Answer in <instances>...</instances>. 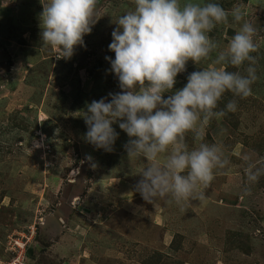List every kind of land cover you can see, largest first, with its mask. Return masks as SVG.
<instances>
[{
  "label": "rangeland",
  "instance_id": "obj_1",
  "mask_svg": "<svg viewBox=\"0 0 264 264\" xmlns=\"http://www.w3.org/2000/svg\"><path fill=\"white\" fill-rule=\"evenodd\" d=\"M45 2L1 3L0 264H264V176L249 184L244 160L264 166V0H216L241 7L257 28L253 94L226 93L237 111L205 127L229 165L215 170L205 199L154 204L135 191L147 162L128 159L118 124L112 152L84 139L87 104L120 91L105 58L114 59L111 33L133 0H98L92 31L71 58L41 40ZM239 27L229 17L209 33L217 52ZM210 63L189 61L173 91ZM247 66L227 70L246 74ZM186 140L191 146V133Z\"/></svg>",
  "mask_w": 264,
  "mask_h": 264
},
{
  "label": "clouds",
  "instance_id": "obj_2",
  "mask_svg": "<svg viewBox=\"0 0 264 264\" xmlns=\"http://www.w3.org/2000/svg\"><path fill=\"white\" fill-rule=\"evenodd\" d=\"M97 3L46 0L40 14L41 40L63 58H71L92 31ZM133 5L117 18L111 33L108 50L114 59L105 58L120 91L87 104L84 139L98 150L112 152L119 138L113 125L118 124L129 138L124 145L128 159L147 162L135 185L145 202L203 200L215 170L230 163L221 145L205 141V127L213 118L237 111L235 99L218 108L225 93L241 99L253 94L258 79L252 55L257 51V28L244 19L241 7L227 10L216 0H133ZM229 17L240 24L239 30L217 52L220 45L209 33ZM208 60L207 67L190 73L186 84L173 91L189 61L197 66ZM246 63V74L227 70ZM244 160L247 181L258 182L264 166H257L251 155Z\"/></svg>",
  "mask_w": 264,
  "mask_h": 264
},
{
  "label": "trees",
  "instance_id": "obj_3",
  "mask_svg": "<svg viewBox=\"0 0 264 264\" xmlns=\"http://www.w3.org/2000/svg\"><path fill=\"white\" fill-rule=\"evenodd\" d=\"M241 1L244 2V3H246V2H248L249 0H241ZM1 3H2V0H0V11H1ZM219 4H220L223 8H225L224 5H222L221 3H219ZM225 96H226V97L223 98V101L219 103L218 108H220V109L224 108V106L227 104V99H228V97H227V94H226V93H225ZM239 100H240V99H239ZM156 256H158V260L160 261V260H161V255H159V253H154L153 257H156Z\"/></svg>",
  "mask_w": 264,
  "mask_h": 264
}]
</instances>
